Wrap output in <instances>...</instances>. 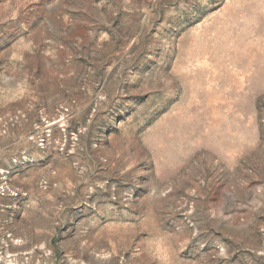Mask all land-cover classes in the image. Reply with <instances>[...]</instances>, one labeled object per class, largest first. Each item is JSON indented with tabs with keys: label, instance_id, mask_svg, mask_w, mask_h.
<instances>
[{
	"label": "rangeland",
	"instance_id": "374dc122",
	"mask_svg": "<svg viewBox=\"0 0 264 264\" xmlns=\"http://www.w3.org/2000/svg\"><path fill=\"white\" fill-rule=\"evenodd\" d=\"M0 264H264V0H0Z\"/></svg>",
	"mask_w": 264,
	"mask_h": 264
}]
</instances>
